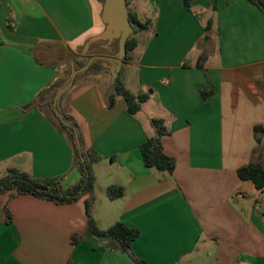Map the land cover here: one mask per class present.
I'll return each instance as SVG.
<instances>
[{"label": "crops", "instance_id": "0c3cea01", "mask_svg": "<svg viewBox=\"0 0 264 264\" xmlns=\"http://www.w3.org/2000/svg\"><path fill=\"white\" fill-rule=\"evenodd\" d=\"M127 2L149 35L117 79L148 95L140 111L127 113L108 69L80 73L57 103L77 126L95 186L105 170L96 187L107 197L109 187L123 191L92 219L102 230H138L131 251L145 264H264V186L237 174L254 162L264 169V11L250 0H193L189 10L183 0ZM101 9L92 0H0V177L15 169L64 188L80 181L49 102L67 83L66 65L84 66L70 59L104 30ZM123 66L137 71L136 88ZM152 119L169 131L161 145L175 162L171 176L143 164ZM94 192L70 204L1 195L0 264H137L89 233L84 203L94 209Z\"/></svg>", "mask_w": 264, "mask_h": 264}, {"label": "trees", "instance_id": "16d2710c", "mask_svg": "<svg viewBox=\"0 0 264 264\" xmlns=\"http://www.w3.org/2000/svg\"><path fill=\"white\" fill-rule=\"evenodd\" d=\"M250 1L264 11V0ZM192 2L193 0H183L184 7L189 10L192 6ZM128 6L129 5L126 0L128 20L133 29V34L137 31H146L147 24L141 23L138 17L135 14L131 13V10H129ZM210 28L211 20L206 23L204 31L209 32ZM136 46L137 39H135L134 36L130 35L126 41V55L124 59L126 58L127 53L129 51L131 52ZM98 50L101 52L100 49ZM205 58L206 57L204 55H201L199 57V68L203 66L202 62L205 60ZM74 64L77 67H82V63L76 62L75 58ZM97 65L98 64H92L84 73L90 71L91 68L97 69ZM84 73L82 75H84ZM75 81L76 78L74 79V82ZM114 90L117 94L121 95L124 98L127 106L126 111L130 116L136 115L140 111L141 104H143L148 98V95L134 96L126 89H124V87L119 83L118 79L114 84ZM203 95L204 97L206 96L205 93H203ZM54 96L55 93L51 97V103ZM113 103V97H110L108 101V107H112ZM53 113L55 114L54 110ZM59 113L63 120L69 124V126L65 125L55 114L57 125L61 130L67 132L69 140L72 143L75 153V165L77 164L76 167L81 176L80 181L74 186L64 188L61 181L59 180L39 181L27 173L20 172L15 169H10L8 170L6 176L0 179V196L8 193L11 195V197L31 196L41 200L53 201L57 204H70L76 202L83 195L92 194L95 179L91 171V161L90 159H88L86 152L82 148V141L81 137L78 134L77 126L70 117L63 114L61 111H59ZM151 125L155 129V135L148 138L146 142L140 146L143 164L148 169H153L161 174L171 176L174 170L175 162L172 157L164 153L161 145V138L168 135L169 131L164 126L163 120L152 119ZM75 134L78 135L80 148L77 145ZM80 151L84 159V163L81 162ZM237 174L240 180L251 181L254 184L256 190H260L264 186V169L262 168L260 163H251L250 165L239 169L237 171ZM107 193L110 200H116L122 196L123 191L120 187L112 186L108 188ZM84 205L85 212L88 217V230L93 237L97 239H107L108 249L112 251H120L129 255L137 264H145L142 260L138 259L131 251L132 242L139 236L138 230L129 228L122 222H117L105 230L99 229L96 222L91 217L92 199H87ZM3 212L6 223L11 222L10 213L5 209Z\"/></svg>", "mask_w": 264, "mask_h": 264}, {"label": "water", "instance_id": "95a60500", "mask_svg": "<svg viewBox=\"0 0 264 264\" xmlns=\"http://www.w3.org/2000/svg\"><path fill=\"white\" fill-rule=\"evenodd\" d=\"M99 1L102 2L100 19L102 24L104 25V30L100 34L89 38L84 43L80 55L75 59L76 62H81L84 66L81 69L76 70L73 67V64L71 65L70 75L68 77L66 85L58 89L53 98V110L59 117V119L67 126H69V124L63 120L57 108V103L60 97L70 88L74 79L80 73L86 71L94 61L102 62L103 67L109 70L111 75V83L114 84V82L117 80L118 73L120 71L121 65L123 64V59L126 55V41L128 37L133 33V29L128 20L126 0ZM114 42H117V52L113 54L112 44ZM97 43H100L98 47L104 50L108 54V56L96 55L89 57L87 55L90 48ZM75 139L78 147L80 148L77 134H75ZM80 159L81 162L84 163L81 151Z\"/></svg>", "mask_w": 264, "mask_h": 264}, {"label": "rangeland", "instance_id": "374dc122", "mask_svg": "<svg viewBox=\"0 0 264 264\" xmlns=\"http://www.w3.org/2000/svg\"><path fill=\"white\" fill-rule=\"evenodd\" d=\"M71 5V4H70ZM92 5H95V7H101L102 6V2L101 1H99V0H92ZM72 7H73V10L71 9V7L70 6H68V5H66V4H64V5H62L61 7H60V10H62V11H74V6L72 5ZM128 8H129V6H128ZM129 10H130V8H129ZM101 24H100V28H98L97 30H95V31H93V32H91L90 34H96L95 32H98V31H100V29H101ZM100 34V33H99ZM148 33H143V32H140V31H137V32H135L134 34L132 33V36H134V38L135 39H137V40H139V39H141V44H140V46H142L143 45V43L146 41V39H147V37H148ZM94 45H96V46H94ZM91 48H90V50L88 51V53H87V55H92V53H98V52H100L98 49H99V47L97 46V45H100V43H97V44H94ZM112 48H113V54L114 53H116L117 52V42H114L113 43V46H112ZM135 49V48H134ZM140 50H141V47H139L135 52H128L127 53V55L128 56H130V55H136V54H139V52H140ZM79 55H80V53H79ZM75 57H77V56H75ZM72 62H74V59H70ZM92 64H98L97 65V69H90V71H88L87 73H84V75H87V74H89V73H93L94 72V70H102V69H105V70H102V71H105V72H107V68H103V65H102V63H99V62H97V61H94ZM91 64V65H92ZM75 65V64H74ZM90 65V66H91ZM66 72H65V76H66V78L68 77V75H69V72H70V67H69V65L67 64L66 65ZM80 68V67H79ZM110 73V72H109ZM83 74V73H82ZM125 74H128V77L131 79V83L133 84V88H136V77H137V71H128L127 69H125V67L123 66V71H122V73H121V76L123 77ZM80 76H81V74H80ZM79 78V77H78ZM78 78H76V80L78 79ZM116 82V81H115ZM115 82H114V84H115ZM110 83H111V78H110ZM114 84H112V86L114 87ZM51 90H53V91H55V87H51ZM142 92H146V93H149V91H147V89H143V91ZM54 94V93H53ZM49 104H51L52 105V103H51V101L49 102ZM53 111V110H52ZM144 111L146 112L147 111V107H144ZM53 113V112H52ZM53 116H54V119H55V121L57 122V119H56V117H55V114L53 113ZM154 129V128H153ZM77 165V164H76ZM5 174H7V173H5ZM105 175H106V171L105 170H103V172H102V175H100V177H98L97 178V187H99V186H104V183H105ZM4 176H6V175H1V177H0V179L1 178H3ZM95 186V184H94V187L95 188H93V191L95 190V192H94V194H95V196H96V202H95V204H94V209L91 207V212L92 211H94L95 210V208H96V210H100L101 209V207L100 206H102V204H104V206H105V203H108V198L109 197H107V196H105V193H104V191L102 192L99 188H97ZM107 195H108V193H107ZM84 196V195H83ZM82 196V197H83ZM105 202V203H104Z\"/></svg>", "mask_w": 264, "mask_h": 264}, {"label": "flooded vegetation", "instance_id": "af4514ba", "mask_svg": "<svg viewBox=\"0 0 264 264\" xmlns=\"http://www.w3.org/2000/svg\"><path fill=\"white\" fill-rule=\"evenodd\" d=\"M112 46H113V44H112ZM100 50H101V52L100 53H97V55H106V52L104 50H102V49H100ZM111 56H113V55H111Z\"/></svg>", "mask_w": 264, "mask_h": 264}]
</instances>
